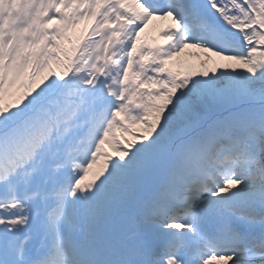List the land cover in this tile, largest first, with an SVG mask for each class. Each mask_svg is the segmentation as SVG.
Here are the masks:
<instances>
[{
    "label": "snow or ice",
    "instance_id": "1",
    "mask_svg": "<svg viewBox=\"0 0 264 264\" xmlns=\"http://www.w3.org/2000/svg\"><path fill=\"white\" fill-rule=\"evenodd\" d=\"M0 264H264V0H0Z\"/></svg>",
    "mask_w": 264,
    "mask_h": 264
}]
</instances>
